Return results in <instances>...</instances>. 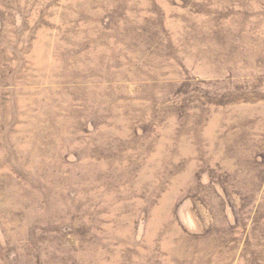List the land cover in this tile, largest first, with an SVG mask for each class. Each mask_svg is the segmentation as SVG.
I'll list each match as a JSON object with an SVG mask.
<instances>
[{"label":"rangeland","instance_id":"374dc122","mask_svg":"<svg viewBox=\"0 0 264 264\" xmlns=\"http://www.w3.org/2000/svg\"><path fill=\"white\" fill-rule=\"evenodd\" d=\"M0 264H264V0H0Z\"/></svg>","mask_w":264,"mask_h":264}]
</instances>
